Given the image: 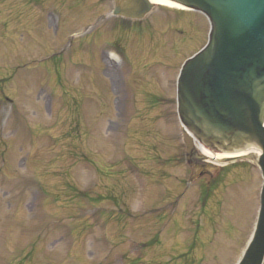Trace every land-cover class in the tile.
Masks as SVG:
<instances>
[{
  "label": "rangeland",
  "instance_id": "1",
  "mask_svg": "<svg viewBox=\"0 0 264 264\" xmlns=\"http://www.w3.org/2000/svg\"><path fill=\"white\" fill-rule=\"evenodd\" d=\"M109 1L0 0V264H236L259 171L200 174L174 115L207 22L161 6L126 25Z\"/></svg>",
  "mask_w": 264,
  "mask_h": 264
},
{
  "label": "water",
  "instance_id": "2",
  "mask_svg": "<svg viewBox=\"0 0 264 264\" xmlns=\"http://www.w3.org/2000/svg\"><path fill=\"white\" fill-rule=\"evenodd\" d=\"M115 1V14L131 18H141L152 8L147 0ZM165 1L202 13L209 23L205 46L184 62L177 78V115L191 135L183 132L187 151H192L194 140L212 155L261 153L255 160L263 179L259 211L237 264H262L264 0Z\"/></svg>",
  "mask_w": 264,
  "mask_h": 264
},
{
  "label": "bare ground",
  "instance_id": "3",
  "mask_svg": "<svg viewBox=\"0 0 264 264\" xmlns=\"http://www.w3.org/2000/svg\"><path fill=\"white\" fill-rule=\"evenodd\" d=\"M150 4L155 5V6H162V7H167L169 9H174V10H180V11H186L184 8L173 4L171 2L165 1V0H147ZM195 144V143H194ZM195 148L201 153V155L205 158V160L210 163V164H219L224 160H230V159H244L247 160L250 158V156L254 155L257 156V153L253 152H245V153H240L238 155L234 156H227V155H212L207 153L200 145L195 144Z\"/></svg>",
  "mask_w": 264,
  "mask_h": 264
},
{
  "label": "flooded vegetation",
  "instance_id": "4",
  "mask_svg": "<svg viewBox=\"0 0 264 264\" xmlns=\"http://www.w3.org/2000/svg\"><path fill=\"white\" fill-rule=\"evenodd\" d=\"M109 2L112 3L113 0H110ZM122 22L127 23V24H131V23H136V22H140V21H131V20H128V19H122ZM193 158L196 159L197 157L193 153H191L190 154V157H189V163H190V165H192L191 160ZM196 160H198V159H196Z\"/></svg>",
  "mask_w": 264,
  "mask_h": 264
}]
</instances>
